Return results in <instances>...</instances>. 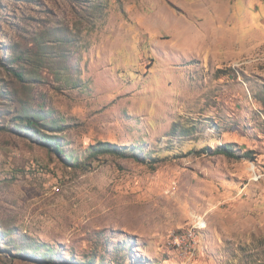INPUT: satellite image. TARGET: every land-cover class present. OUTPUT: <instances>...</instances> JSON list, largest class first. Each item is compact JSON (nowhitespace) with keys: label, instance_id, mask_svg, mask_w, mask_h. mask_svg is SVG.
I'll list each match as a JSON object with an SVG mask.
<instances>
[{"label":"rangeland","instance_id":"374dc122","mask_svg":"<svg viewBox=\"0 0 264 264\" xmlns=\"http://www.w3.org/2000/svg\"><path fill=\"white\" fill-rule=\"evenodd\" d=\"M0 264H264V0H0Z\"/></svg>","mask_w":264,"mask_h":264},{"label":"trees","instance_id":"16d2710c","mask_svg":"<svg viewBox=\"0 0 264 264\" xmlns=\"http://www.w3.org/2000/svg\"><path fill=\"white\" fill-rule=\"evenodd\" d=\"M56 148H58V146H56ZM217 150H218V152L224 153V154L229 155V156H233L234 155L228 148H223V149L222 148H219ZM57 151L60 152L59 149Z\"/></svg>","mask_w":264,"mask_h":264},{"label":"built area","instance_id":"2783aa9c","mask_svg":"<svg viewBox=\"0 0 264 264\" xmlns=\"http://www.w3.org/2000/svg\"><path fill=\"white\" fill-rule=\"evenodd\" d=\"M182 236H174L173 237V243L177 245V247H179L180 249L184 246L181 245V242L179 240V238H181ZM185 249H187V247L185 246ZM186 251V250H185Z\"/></svg>","mask_w":264,"mask_h":264}]
</instances>
